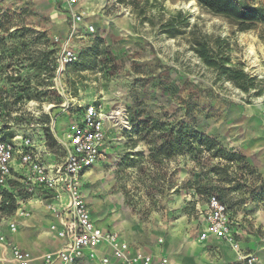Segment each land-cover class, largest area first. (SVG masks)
Segmentation results:
<instances>
[{
    "label": "rangeland",
    "instance_id": "1",
    "mask_svg": "<svg viewBox=\"0 0 264 264\" xmlns=\"http://www.w3.org/2000/svg\"><path fill=\"white\" fill-rule=\"evenodd\" d=\"M106 1L129 19V34L101 37V29L83 28L84 39L70 41L78 61L66 67L58 63L65 38L58 27L29 7L0 5V139L30 138L60 161L55 136L69 130L79 104L98 102L117 124L100 195L111 212L148 233L162 232V244L176 230L179 240L190 241L198 208L217 196L238 219L234 232L264 237V174L251 139L259 127L248 113L264 96V23L242 32L191 0ZM198 43L207 44L212 57L241 66L255 80L253 88L245 92L208 67L195 53ZM91 48L90 67H76ZM145 121L163 129L147 139L135 129ZM183 125L215 140L218 153L199 146L151 160L155 136L160 144L167 130Z\"/></svg>",
    "mask_w": 264,
    "mask_h": 264
},
{
    "label": "crops",
    "instance_id": "2",
    "mask_svg": "<svg viewBox=\"0 0 264 264\" xmlns=\"http://www.w3.org/2000/svg\"><path fill=\"white\" fill-rule=\"evenodd\" d=\"M1 4L6 7L21 5L35 10L39 14L41 22L45 23V19H47L49 27L54 26L56 29L58 27V30L65 34L62 42L66 41L67 37L72 34L74 22L69 14L66 0H0ZM252 5L253 8L261 9L259 0H252ZM76 9L85 15L83 20L75 25L77 30L73 32L71 40H83L85 36L83 28L88 29L89 26H93L96 31L101 29V37L110 34V36L116 35L115 37L121 38L129 34L131 27L129 19L118 13V7L113 2L78 0ZM114 12L117 13L114 14ZM78 107L84 108L85 106L79 104ZM263 112V99L255 105L248 106L251 123H256L259 127L254 138L253 133L251 134V139L255 140L254 149L257 157H259V168L264 174ZM78 117H80V113L77 114L76 118ZM112 122L105 120L104 123L107 143L103 149V156L96 165L82 176V191L95 225L104 231L118 232L122 240L127 242L133 251L139 250L151 255L155 261L166 258L168 264H241L236 252L228 242L214 237L205 242L200 240V235L204 230L202 215L207 210L208 200L197 210L194 236L190 241L179 240L183 239V236L176 230L166 236L162 244L159 242L163 238L162 232L159 235L155 232L148 233V231L135 226L130 220H125L120 214L111 212L109 199L100 195L106 191L108 185L105 181L104 166L111 161L115 152V141L111 136V129L116 128L117 124H112ZM43 148L41 147L39 150L43 153L44 160L48 164L58 161L55 158H49L50 154ZM23 174L24 172L19 168L18 162H14L13 175L7 186V191L14 196L16 206L28 212L29 216H20L15 211L10 213L11 220L17 224V230L11 232L7 226L3 228L2 235L5 237V241L0 244V264H16L13 262V247L31 253L34 257L31 264H45L42 257L59 249L64 243L50 231V225L56 220L46 209L45 203L47 201H45L43 194L38 193L36 196L28 197L22 192ZM229 212L231 222L235 223L234 220H238L237 217L230 209ZM261 229L264 231V228ZM233 233L241 250L246 254L253 255L257 260L256 264H264L263 235L260 237L256 232H248L244 229L242 232L233 231ZM235 233L241 235L238 240ZM96 254L95 260L85 257L79 260L77 264H103L102 259L104 258H109V264H117L106 246H100Z\"/></svg>",
    "mask_w": 264,
    "mask_h": 264
},
{
    "label": "built area",
    "instance_id": "3",
    "mask_svg": "<svg viewBox=\"0 0 264 264\" xmlns=\"http://www.w3.org/2000/svg\"><path fill=\"white\" fill-rule=\"evenodd\" d=\"M66 3L74 24L80 23L84 13L76 9L78 0H66ZM249 5L253 8L252 3ZM90 30L94 31V28L91 26ZM70 41L69 38L62 42L58 59L61 67L78 61V56L70 47ZM79 113L80 117L75 119L62 137L55 136L63 157L52 164L44 160L43 153L30 138L15 137L12 141H0V244L5 241L2 235L5 226L11 232L17 230L11 214L5 211L10 205L7 196L15 200L7 191V186L13 175L14 162L17 161L24 172L22 192L28 197L43 194L47 201L45 207L56 220L50 225V231L64 241L59 249L42 257L45 264H77L85 257L95 260L100 246L109 248L117 264H168L166 258L155 261L151 255L139 250L133 251L118 233L104 231L92 221L82 191V176L103 156L107 143L104 123L108 114H105L103 106L98 102L80 108ZM262 120L264 122V112ZM15 212L20 216H29L28 212L17 206ZM202 218V242L212 237L226 241L236 252L241 264H256L257 260L253 255L241 250L232 230L229 207L217 196L208 199V207ZM12 256L16 264H31L34 261L31 253L17 247L12 248ZM109 262V258L102 259L103 264Z\"/></svg>",
    "mask_w": 264,
    "mask_h": 264
},
{
    "label": "trees",
    "instance_id": "4",
    "mask_svg": "<svg viewBox=\"0 0 264 264\" xmlns=\"http://www.w3.org/2000/svg\"><path fill=\"white\" fill-rule=\"evenodd\" d=\"M121 3H124V0H118ZM195 1L200 7L207 10L213 15L224 17L230 20L233 24L239 27V30L242 32L250 31L255 28L258 24L264 23V16H252V15H243L238 12L232 11L229 9L227 3H224L223 0H191ZM243 8H250L249 4L242 5ZM260 11V9H255ZM168 27H172V24ZM28 31V30H27ZM29 32V31H28ZM195 46V53L208 67L216 69L220 72L221 76L227 78L230 82L234 83L237 87L245 92H249L253 88L254 79L247 75L244 69L239 65L230 64L229 60H218L212 57L209 53V48L207 44L198 43ZM55 52H48L45 61L48 63L50 55H54ZM95 55V49L91 48L84 54H82V62L76 66L81 69H87L90 67V59ZM93 59V57H92ZM47 65V64H46ZM47 69L49 66L47 65ZM54 70L52 69L51 72ZM12 80V78H11ZM150 121L140 122L135 126L136 130L141 132H146L147 139L152 138L151 134L159 133L163 128L159 122ZM144 132V133H145ZM8 138H1L0 141H12L14 139L12 134H8ZM151 136V137H150ZM47 139H51L50 137ZM154 142H151V160L155 162H160L162 159H172L178 155H182L186 151L193 152L198 150L199 146L204 147L207 151H214L218 153L219 150L216 148L219 147V144L212 140L209 137L200 135L198 132L192 131L190 127L183 125L181 127H172L166 131L165 136H160V144L157 140L158 136H155ZM196 141V142H194ZM54 143L56 141L54 140ZM57 145V143H56ZM10 200V205L5 208L7 213H12L16 209L15 200L11 196H7Z\"/></svg>",
    "mask_w": 264,
    "mask_h": 264
},
{
    "label": "clouds",
    "instance_id": "5",
    "mask_svg": "<svg viewBox=\"0 0 264 264\" xmlns=\"http://www.w3.org/2000/svg\"><path fill=\"white\" fill-rule=\"evenodd\" d=\"M224 3H227L229 9L235 12H238L243 15H252V16H264V0H259L261 4V10L257 11L254 8H243L244 4H251L252 0H223Z\"/></svg>",
    "mask_w": 264,
    "mask_h": 264
},
{
    "label": "bare ground",
    "instance_id": "6",
    "mask_svg": "<svg viewBox=\"0 0 264 264\" xmlns=\"http://www.w3.org/2000/svg\"><path fill=\"white\" fill-rule=\"evenodd\" d=\"M191 4L194 5L195 4V1H191ZM251 54H253V50L250 51ZM255 56V55H254ZM256 62V60H255ZM256 68L258 71H260V68L258 67V65H256ZM121 112H118V115H120ZM117 115V114H116ZM117 115V116H118ZM112 119V116H110L109 114L107 115V120H111Z\"/></svg>",
    "mask_w": 264,
    "mask_h": 264
}]
</instances>
